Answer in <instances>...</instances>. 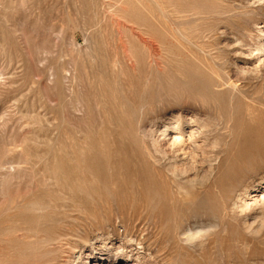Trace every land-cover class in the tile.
Listing matches in <instances>:
<instances>
[{
	"label": "rangeland",
	"instance_id": "1",
	"mask_svg": "<svg viewBox=\"0 0 264 264\" xmlns=\"http://www.w3.org/2000/svg\"><path fill=\"white\" fill-rule=\"evenodd\" d=\"M196 1L199 13L174 0L176 7L149 12L151 26L143 27L111 14L113 0H0V173L10 162L37 163L21 165L19 186L2 187L0 264H90L98 261L90 247L109 236L107 264H264V205L240 214L232 206L247 185L249 196L264 191L251 189L264 176V64L252 52L264 2ZM180 29L189 43L173 50L170 33ZM144 45H153L161 67L198 64L220 84L224 106L157 95L161 67L121 56ZM115 57L122 63L113 69ZM179 113L212 122L202 152L219 162L193 209L160 183L167 162L154 164L150 145L135 143L134 126L154 132ZM77 169L83 189L74 194ZM32 197L43 202L41 214L19 220L8 210L10 200ZM245 222L259 232H247ZM189 231L199 236L184 242ZM24 234L31 243L22 252Z\"/></svg>",
	"mask_w": 264,
	"mask_h": 264
},
{
	"label": "bare ground",
	"instance_id": "2",
	"mask_svg": "<svg viewBox=\"0 0 264 264\" xmlns=\"http://www.w3.org/2000/svg\"><path fill=\"white\" fill-rule=\"evenodd\" d=\"M113 1H114L113 4H108L109 6L108 8L111 9L109 11L111 12V14L116 16H118L117 14H121V16L127 19L128 21H135V24L143 27L151 26L149 18L152 17L150 13H152L153 11H158V12L160 11L159 13L161 14L162 11H164V8L167 5V3L172 4L173 7L175 6V4H173L175 3L174 0H113ZM186 2L187 3L184 6L186 8H183L185 11L186 9H188L189 12L196 11L197 13H199L203 10V6L196 0H186ZM260 3L262 4V2ZM148 15H150V17ZM176 30H174L172 34L170 33L172 37L171 40L172 41L174 40L173 44L175 45L173 50L175 48L178 49L183 45L189 43L187 39L188 37L186 36L188 34V33L186 34L187 30H184V32L186 31L185 33L180 32L181 29L179 31ZM152 32L153 30L149 29L146 30L145 33L146 35L147 34L150 35ZM257 41L258 44H256L255 42L256 44L255 47L251 46L253 47L252 52H255L253 54H255L254 57L256 61H259L260 64H264V45L262 43L264 41V27L257 28ZM152 46L144 45V47L142 48L140 47V49L123 47L124 49L121 50V54H123L124 56L123 55L121 56L124 57V59L126 57V59H128L129 61L131 60L132 62L134 60L133 62L134 64L136 63L135 61L137 60L138 55L142 57L144 56L146 61L150 62V65L154 66L157 69L161 67V64L158 65V63L156 62L157 60L154 57L158 55H155L157 53L155 52V48ZM170 49L172 48H169V51ZM249 50L247 51L250 52ZM249 55H251V52ZM113 63L114 66L112 65V67L113 69H116V67L118 68L120 67L119 64L122 62H120L119 59L115 57ZM165 64L164 63L162 64L161 70L159 69L155 70V74L157 72L158 78L154 79L156 78L154 77L153 79L157 80L156 83L154 82L156 85V87L154 88H156L157 95H161L165 93L167 95H172L173 97H177L179 95L184 94V95H188L189 97L193 98L196 101H199L203 105H210L215 108H218L219 106L223 105V100H222L223 96L221 97L223 91L220 92L221 91L220 84L214 83L211 79H209L207 77L206 72L198 64L196 63L192 64L185 60L176 63L173 67L172 66L169 67V64H167V62H165ZM256 70L257 68L255 69V71ZM230 110H231L230 106L224 108L223 110L226 121L228 120V116H229L228 112H230ZM208 121H209L208 118H203V117L201 118L195 114L191 115L190 117H187L179 113L176 116L175 115L173 116L172 114L170 118H167L165 120L162 126L156 129V131L155 129H153L154 132H150V131L146 132V130H144L140 126H134L135 128L137 127V129L134 131L136 132L137 139L134 138L136 139V142L135 140L134 142L140 143L143 146L144 150L147 149L146 147H144L146 143L150 145L148 147L150 149V152L145 151L149 160L154 164L162 162V160L167 162L163 166L164 172L162 174L164 175L163 177L164 179H162L160 183L166 186L170 198L172 200L174 199L175 202L177 201L178 203L180 202L181 206L183 205V208L185 207V209L187 207L189 209L195 204L199 206L201 205L199 204L201 201L197 203L199 201L198 197L200 196V194H202L205 187H207L208 184L210 185V183H212V181L214 180L217 174V168L219 166V162L216 160L215 157L213 156L206 157L205 154H203L202 152L204 151V149L202 148L205 147L203 144L207 142L204 136L206 134V133L204 134V129L210 123V122L208 123ZM161 143L168 145V150H169L168 153L161 149ZM212 146L213 148L219 149L222 146V143L219 140H215ZM200 160L208 164L207 169L205 171L201 169L202 166L200 167V163H201ZM22 164L27 165L28 167H32L35 166V164L37 163L29 162V161H19L16 162V166H13V163L10 162L8 164L10 166L7 169L1 168L2 170L0 173V197H2V187L4 185L19 186L24 181L25 179L24 176L20 175L22 171H25V169L21 167ZM78 170L79 169L75 171L74 183H72V185L70 186V191L74 194L82 192L83 189L82 188L83 179L80 173L78 172ZM260 180H261L260 183H258L256 186H253L251 189L255 190L257 189L256 187L264 184V176L261 177ZM250 186L247 185L243 188V191L241 190L242 191L241 194L237 196L236 201H234V203L232 204L233 211L239 212L240 214L247 212V210L250 209L252 210L253 208L252 206L254 205L256 206H258V204L259 205L261 204L262 206L264 205V191H260L262 189H257L256 190L257 192L254 191L256 194H251V196H249L250 194H248L249 193L248 190ZM256 206H254V208ZM8 210H10L11 212L13 211L14 214L16 213V215L14 216L15 217L18 216L19 220H21V217L24 214L25 215L41 214V212L44 210V205L43 202L37 197H32L30 199H24L20 201L18 199H12L9 201ZM10 218L11 217H8L7 219ZM244 229L249 233L259 232L252 225H248L247 223L244 224ZM193 233H191V231L187 232L186 237L184 238L183 241L184 242H192L193 240L195 241L197 236H199V233L196 232H195L196 234ZM43 236H45V241H46L47 240L46 235ZM27 239L28 236L24 234L20 238V242L18 243L19 246L17 244L15 245V247L16 248L19 247L18 249H20L22 252L26 251L31 243L30 241H27ZM38 240L39 239H36V241ZM101 242L102 243L100 247L95 246L94 244L93 246L90 247V251L95 252L97 256L96 260H98V261H93L90 264H107V263H102L101 260L103 261L108 259L107 257L106 258L103 257L107 256L108 255L107 252L111 250L110 236L101 238ZM128 242L132 243L135 241L132 238H129ZM137 244L139 250L143 251L144 247L142 241L139 240ZM16 248H13L12 250L14 249L16 250ZM149 256H151V253L149 254Z\"/></svg>",
	"mask_w": 264,
	"mask_h": 264
}]
</instances>
